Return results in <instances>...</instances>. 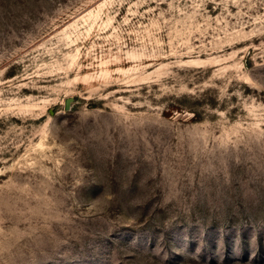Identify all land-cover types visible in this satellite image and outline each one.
<instances>
[{
	"label": "rangeland",
	"instance_id": "1",
	"mask_svg": "<svg viewBox=\"0 0 264 264\" xmlns=\"http://www.w3.org/2000/svg\"><path fill=\"white\" fill-rule=\"evenodd\" d=\"M0 264H264V0H0Z\"/></svg>",
	"mask_w": 264,
	"mask_h": 264
},
{
	"label": "bare ground",
	"instance_id": "2",
	"mask_svg": "<svg viewBox=\"0 0 264 264\" xmlns=\"http://www.w3.org/2000/svg\"><path fill=\"white\" fill-rule=\"evenodd\" d=\"M78 54V53H77Z\"/></svg>",
	"mask_w": 264,
	"mask_h": 264
}]
</instances>
